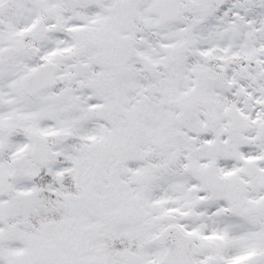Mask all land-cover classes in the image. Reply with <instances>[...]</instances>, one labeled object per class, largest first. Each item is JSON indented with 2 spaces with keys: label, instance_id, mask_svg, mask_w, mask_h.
<instances>
[{
  "label": "snow or ice",
  "instance_id": "snow-or-ice-1",
  "mask_svg": "<svg viewBox=\"0 0 264 264\" xmlns=\"http://www.w3.org/2000/svg\"><path fill=\"white\" fill-rule=\"evenodd\" d=\"M0 264H264V0H0Z\"/></svg>",
  "mask_w": 264,
  "mask_h": 264
}]
</instances>
